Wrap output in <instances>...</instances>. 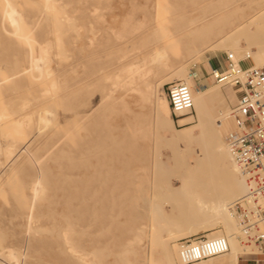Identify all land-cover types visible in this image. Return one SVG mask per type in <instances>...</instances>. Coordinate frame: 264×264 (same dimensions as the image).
<instances>
[{
  "label": "rangeland",
  "instance_id": "rangeland-1",
  "mask_svg": "<svg viewBox=\"0 0 264 264\" xmlns=\"http://www.w3.org/2000/svg\"><path fill=\"white\" fill-rule=\"evenodd\" d=\"M263 4L0 0V264H149L152 257L155 264H167L162 240L180 264L175 248L195 237L192 227L196 230L204 216L192 208L189 231L190 226L171 223L174 241L163 218L165 225L157 217L161 224L152 230L158 224L152 223V212L164 207L167 194L182 191L186 172L171 159L168 139L157 140L154 129L142 138L137 130L155 123L153 108L137 92L114 87V75L146 61L158 100L166 94L164 82L183 68L186 76H199L197 89L203 85L204 91L228 96L229 114L237 99L230 87L215 83L211 71L233 51L202 35L210 22L257 13ZM10 10L17 23L10 21ZM188 116L193 123L180 127L175 121L179 129L198 124L195 113ZM17 122L28 123L22 137ZM233 126L229 115L224 136ZM197 153L193 144L192 165ZM215 231L225 237L222 227ZM202 232L198 236L213 231ZM256 259L246 257L242 264Z\"/></svg>",
  "mask_w": 264,
  "mask_h": 264
},
{
  "label": "bare ground",
  "instance_id": "bare-ground-1",
  "mask_svg": "<svg viewBox=\"0 0 264 264\" xmlns=\"http://www.w3.org/2000/svg\"><path fill=\"white\" fill-rule=\"evenodd\" d=\"M8 14L10 21L17 23V18L14 16L15 10L8 11ZM219 23L220 20H214L210 22L211 25L208 27V31L205 35H202L207 37H205V41L208 40L209 37L210 40L214 39L218 42L220 41L221 45H225V47L223 46L224 48L235 52L239 56V58H237L238 60L243 59L244 61H247L250 59L257 67L264 66V7L257 13L246 14L242 17L232 15L226 18V20L221 24ZM58 40L60 43V39ZM244 45H247V50H243ZM213 47L217 48L219 46L216 47L215 45ZM223 47L221 46L219 49L222 50ZM161 59H164L163 56ZM161 59L158 61L160 62ZM39 65L40 64H38V66ZM207 66L210 68V64ZM151 73L152 69L147 68L146 61H135L114 75L115 82L113 86H120L126 90L137 92L141 98V102L147 104L149 103L152 106L154 116L156 117L155 123L150 124L148 127H141V129H138L137 131L142 134L143 139L148 138V134L152 131V129L155 130L158 137L162 135V137L164 136L166 140L168 139L169 143L167 148L171 151V155L173 157L171 159H173V162H177L178 164L181 163L185 168L186 173L185 175L182 174V180L185 182V184L182 183L181 185H187L189 189L187 188L184 190V186L182 191H172L170 195L167 194L164 207L160 208V210L157 208V205H153L154 209L156 208L155 210L157 211L158 209L159 211L156 213V215H154V211L152 212V223L154 224L156 221H154V219H157L158 217V219L161 218V223L164 219V222L168 224V227L171 225V223L174 226L176 224L179 226L178 223H180V228L185 229L186 227L190 226L187 228L189 231V228L191 229L192 225H194V223L192 224V222L190 223V221H188L189 217H191L190 215L188 216V214L193 208L195 209L197 216H204V222L202 223L201 220V223H199V226L196 230L194 229L195 227H192L194 231L192 236H198L200 233H203L202 231H213L211 234L207 235L208 239L221 237L222 235L219 233V231L215 230L222 227L224 229V236L229 240L231 247L230 252L226 256L217 257L200 264H240L243 258L252 255V249L250 250L248 248H244L240 243L238 238V223L236 218L230 213V206L244 198L247 192V186L245 178L243 175H241V172L237 167L232 155H230V152L228 151L226 144V136L228 132L225 134L226 136H224L221 130L224 127V122H226L229 117V107L227 102L228 97L225 96V94L222 95L218 93L219 91L215 92L218 89L208 91L198 90L196 81L189 75L186 76L185 70L183 68H177L173 71L171 76L172 78H168V81L166 80L167 83H164L166 86L171 84H186L189 86L194 96V113L198 117L197 125L189 128L179 129L180 127H185L190 123H193L194 116H188L182 119L180 122L181 125L178 128L174 119L170 117L171 107L168 97L165 96L166 94L162 95L163 98L158 100L154 99V94L156 91L150 82L149 76ZM232 93L234 95V92ZM234 97H236V95H234ZM123 105H125V103ZM17 123L15 130L17 133L19 132L21 134L20 136L22 137V131H24L22 129L27 128L28 123ZM158 137L157 140H160V137ZM159 143L160 142L156 141L157 148L159 147ZM184 143H187L188 147H184ZM193 144L196 145L197 149L199 150V153H197L198 159L195 165H192L190 160V150ZM200 149L202 151H200ZM154 199L155 202L153 204H156V195L154 196ZM166 208L169 209L168 212ZM191 218L194 219L193 216ZM182 220L183 223H181ZM184 221H186L185 223L188 224L187 226L184 225ZM160 222L158 220L157 223L159 225L156 223L153 225L155 228L151 225L152 230L155 231L156 229L157 231V227L161 224ZM164 222L162 225H165ZM181 224L185 227H181ZM174 226H172L173 229L170 227L168 228L169 230L171 229L173 233H175L174 231L177 228V226H175L176 228L174 229ZM152 230L151 235L153 238V236L156 237V235H153L154 231L152 232ZM164 230H166V228H164ZM171 230L169 232L170 234H172ZM158 233L159 232H157V234ZM69 234L70 233H66V236ZM160 234H158L159 238L162 237L163 239V236ZM172 236H174V234H172ZM172 238L174 241L177 237L174 236ZM66 239L69 238L66 237ZM162 241L160 242V248L164 251L167 264H177L174 253H172V250L169 248V246L164 244ZM168 242L169 241H167V244H169ZM151 244L153 243L151 242ZM175 254H177V259L180 262L178 248H175ZM95 259L97 260V257ZM150 262L151 263L149 264H155L153 257L151 258ZM90 264H96V262H92ZM127 264H131L130 261H128Z\"/></svg>",
  "mask_w": 264,
  "mask_h": 264
},
{
  "label": "built area",
  "instance_id": "built-area-1",
  "mask_svg": "<svg viewBox=\"0 0 264 264\" xmlns=\"http://www.w3.org/2000/svg\"><path fill=\"white\" fill-rule=\"evenodd\" d=\"M226 56L224 65L212 69L211 76L236 95L237 102L229 113L234 126L226 144L247 186L244 198L230 206V213L237 220L240 243L252 249V255L246 257L257 258L254 264H264V66L257 67L250 59L240 61L233 53ZM247 62L250 65L246 67ZM190 77L199 79L194 72ZM204 88L200 85L198 89ZM166 97L174 121L180 123L194 114L193 92L186 84L168 85ZM230 249L225 237H191L180 246V264H200L226 256Z\"/></svg>",
  "mask_w": 264,
  "mask_h": 264
},
{
  "label": "crops",
  "instance_id": "crops-1",
  "mask_svg": "<svg viewBox=\"0 0 264 264\" xmlns=\"http://www.w3.org/2000/svg\"><path fill=\"white\" fill-rule=\"evenodd\" d=\"M228 97V96H227ZM243 261H244V258L241 260V263L240 264H242L243 263Z\"/></svg>",
  "mask_w": 264,
  "mask_h": 264
},
{
  "label": "snow or ice",
  "instance_id": "snow-or-ice-1",
  "mask_svg": "<svg viewBox=\"0 0 264 264\" xmlns=\"http://www.w3.org/2000/svg\"><path fill=\"white\" fill-rule=\"evenodd\" d=\"M197 255H199V252H198V250H197Z\"/></svg>",
  "mask_w": 264,
  "mask_h": 264
}]
</instances>
